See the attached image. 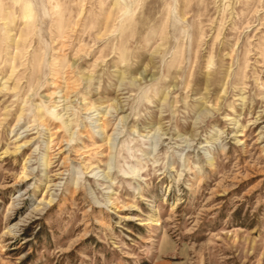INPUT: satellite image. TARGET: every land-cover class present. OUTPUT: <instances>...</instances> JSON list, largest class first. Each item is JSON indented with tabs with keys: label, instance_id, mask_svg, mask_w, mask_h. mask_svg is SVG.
I'll return each mask as SVG.
<instances>
[{
	"label": "rangeland",
	"instance_id": "obj_1",
	"mask_svg": "<svg viewBox=\"0 0 264 264\" xmlns=\"http://www.w3.org/2000/svg\"><path fill=\"white\" fill-rule=\"evenodd\" d=\"M0 264H264V0H0Z\"/></svg>",
	"mask_w": 264,
	"mask_h": 264
},
{
	"label": "clouds",
	"instance_id": "obj_2",
	"mask_svg": "<svg viewBox=\"0 0 264 264\" xmlns=\"http://www.w3.org/2000/svg\"><path fill=\"white\" fill-rule=\"evenodd\" d=\"M5 7H7V5H5Z\"/></svg>",
	"mask_w": 264,
	"mask_h": 264
}]
</instances>
